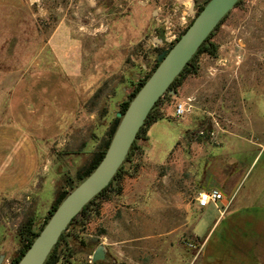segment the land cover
Segmentation results:
<instances>
[{
  "label": "rangeland",
  "instance_id": "rangeland-1",
  "mask_svg": "<svg viewBox=\"0 0 264 264\" xmlns=\"http://www.w3.org/2000/svg\"><path fill=\"white\" fill-rule=\"evenodd\" d=\"M196 2L201 0H0L1 91H16L30 104L39 102L37 86L43 84L50 107L62 101L66 116L64 132L49 122L42 145L50 166L34 189L0 198L2 264L18 254L20 227L30 219L39 227L55 191L66 188L101 147L120 105L152 68L156 50L192 22ZM210 41L216 56L200 55L198 73L182 84L189 86L186 115L150 128L148 141L140 142L142 155L125 166L137 167L127 169L120 196L100 201L71 227L73 250L102 244L108 264H190L198 248L192 220L213 208H199L197 195L225 192L217 166L229 167L230 180L243 177L236 192L250 191L264 177V0H241ZM172 98L162 100L161 114L167 104L174 111L178 100ZM23 112L18 123L37 132L36 118ZM147 148L167 155L158 162Z\"/></svg>",
  "mask_w": 264,
  "mask_h": 264
},
{
  "label": "crops",
  "instance_id": "crops-1",
  "mask_svg": "<svg viewBox=\"0 0 264 264\" xmlns=\"http://www.w3.org/2000/svg\"><path fill=\"white\" fill-rule=\"evenodd\" d=\"M188 87L187 84L183 85L172 99L181 102L184 96L187 100L189 97L186 98L185 94ZM37 88L40 90L37 94L41 95L39 102L30 104L21 102L15 95L16 91L7 94L0 89V198H14L34 189L41 171H47L50 166L49 149L42 145L43 140L49 139V122L57 121L58 130L61 128L65 131V108L60 107L62 101L57 100L58 107H50L44 85L40 84ZM164 108L161 110L163 117L160 120L172 118L174 111L168 104ZM22 111H25L24 117L31 115L32 120L36 118L37 132L32 131V124H24L22 121L18 123V114ZM145 153L149 158L159 160L158 162L163 161L167 155L161 158L152 148H147ZM258 157L259 153L254 162ZM217 167L223 173L218 174L217 179L226 187L225 192L219 191L222 200L210 204L212 209L201 210L200 216L192 220L191 235L197 240L198 248L190 264H264V177L258 178L250 191L236 192L235 188L243 182V177L240 181L230 180L233 178L228 173L229 167L223 162ZM56 181L57 178L53 183ZM232 181L236 182L232 184ZM42 185L41 181V189ZM56 195L57 191L55 197ZM51 206L46 209V216ZM187 216L191 217V212ZM105 249L107 256L108 250L106 247ZM93 250V246L79 251L74 249L70 264L109 263L108 257L105 262L91 263L90 254Z\"/></svg>",
  "mask_w": 264,
  "mask_h": 264
},
{
  "label": "water",
  "instance_id": "water-1",
  "mask_svg": "<svg viewBox=\"0 0 264 264\" xmlns=\"http://www.w3.org/2000/svg\"><path fill=\"white\" fill-rule=\"evenodd\" d=\"M241 0H209L168 49L157 55V67L129 102L103 158L96 168L72 189L39 231L17 264H44L61 235L83 208L104 190L124 164L126 157L150 111L165 94L175 95L172 83L196 55L207 38ZM0 255V264L4 261ZM91 263L107 260L104 245L90 255Z\"/></svg>",
  "mask_w": 264,
  "mask_h": 264
},
{
  "label": "trees",
  "instance_id": "trees-1",
  "mask_svg": "<svg viewBox=\"0 0 264 264\" xmlns=\"http://www.w3.org/2000/svg\"><path fill=\"white\" fill-rule=\"evenodd\" d=\"M208 1L209 0H201V2H196L197 3V11L199 12ZM238 4H240V2H238L237 5ZM213 35H214V32L202 44V46L199 48L196 55L190 60V62L184 68V70L181 72V74L172 83L171 89L173 90V92L175 93L176 96L178 94V89L183 84V81L188 76H193V75H196L198 73V57L202 54H206V55L213 56V57L216 56L217 45L210 41V39L212 38ZM161 51H162L161 49H158V50H156V53L159 54ZM157 65H158V63L155 60L153 66L149 70V72L147 74H145L142 78H140L136 84L133 85L132 90L128 93L126 100L124 102H122V104L120 105V109H121L120 113H123L126 110L129 102L133 99V97L138 92V90L142 87L144 82L149 78V76L155 70ZM165 98H172V95L165 94L160 100L157 101L155 106L150 111L147 119L145 120L144 125L139 130L137 137H136V140L133 143V145H132V147H131V149H130L127 157H126L124 164L118 170V172L115 175V177L113 178V180L110 182V184L104 190H102L94 199H92L83 208V210L80 212V214L78 216H76L72 220V222L68 226L66 232H64L61 235L56 246L52 249L50 255L48 256V258L44 264H70L71 259L73 257L72 243H73V240L76 239L75 234L70 233L71 227L74 225L80 224L79 219L82 223L83 218L86 215H88V213L90 211L96 210L100 201L102 202V201H105L107 199H110L111 195L120 196V194L122 192V188L120 185L122 178H124V176L128 175V170L130 171L134 167H137L136 165H133V164H131L128 168H126L125 166L128 163H133L135 160L138 159L137 158L138 156L142 155V153H143L142 144H140V142L148 141V135L147 134H148L149 128L155 122L162 119L163 115L159 112L158 106L160 105L162 100H164ZM118 123H119V119L118 118L114 119V121H113L112 125L110 126L109 131L107 133L106 140L103 142L101 147L97 151H95V153L92 155L89 162H87L86 165L80 171L77 172L75 179L68 178L66 180V188L59 190L57 192L54 203L52 204L49 213L47 214V216H45V218L43 219L40 226L36 228L34 221L32 219H30L20 227L19 236L21 239V247H20L16 257L13 258L9 262V264H17V262L20 260L22 255L29 248V246L31 245V243L33 242L35 237L38 235L39 231L42 229V227L47 222L51 213L61 203V201L65 198V196L72 189H74L82 180H84L96 168V166L99 164V162L103 158L106 149L108 148V145L110 143V140H111V138L115 132V129H116ZM125 168H126V170H125ZM92 246H93V249L95 250L98 245L96 244V245H92Z\"/></svg>",
  "mask_w": 264,
  "mask_h": 264
},
{
  "label": "built area",
  "instance_id": "built-area-1",
  "mask_svg": "<svg viewBox=\"0 0 264 264\" xmlns=\"http://www.w3.org/2000/svg\"><path fill=\"white\" fill-rule=\"evenodd\" d=\"M194 13L195 12L192 11L191 15H193ZM180 36L173 37L172 40H166L167 41L166 48H170ZM189 103H190V99H187L183 102L182 101L177 102L175 104V107H174V112H173L174 117L175 118H183L187 113L186 106ZM222 198H223L222 194L218 190H215V189H211L208 191H200L197 195L196 203H197V206L202 209V208H206L210 204H216L217 202L222 200Z\"/></svg>",
  "mask_w": 264,
  "mask_h": 264
},
{
  "label": "flooded vegetation",
  "instance_id": "flooded-vegetation-1",
  "mask_svg": "<svg viewBox=\"0 0 264 264\" xmlns=\"http://www.w3.org/2000/svg\"><path fill=\"white\" fill-rule=\"evenodd\" d=\"M166 49H168V48H164V49H161V50L163 51V50H166ZM162 51H161V52H162ZM156 58H157V56H156ZM156 61H157V60H156Z\"/></svg>",
  "mask_w": 264,
  "mask_h": 264
}]
</instances>
